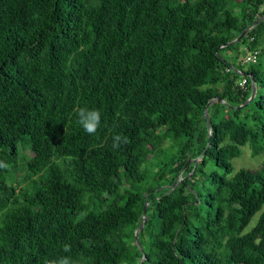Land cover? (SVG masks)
<instances>
[{
  "label": "trees",
  "instance_id": "trees-1",
  "mask_svg": "<svg viewBox=\"0 0 264 264\" xmlns=\"http://www.w3.org/2000/svg\"><path fill=\"white\" fill-rule=\"evenodd\" d=\"M263 14L264 0H0V264H264V155L230 162L264 154V74L232 63L264 49V18L229 43ZM163 139L174 150L143 168Z\"/></svg>",
  "mask_w": 264,
  "mask_h": 264
},
{
  "label": "rangeland",
  "instance_id": "rangeland-1",
  "mask_svg": "<svg viewBox=\"0 0 264 264\" xmlns=\"http://www.w3.org/2000/svg\"><path fill=\"white\" fill-rule=\"evenodd\" d=\"M249 52L247 50H245L244 48H240L239 49V53L237 55L236 58H234V60L232 61V63L234 65H241L243 66V69H246L250 64L253 65V67L255 69H257L260 74H264V49H262L259 53V55L256 57V62L255 63H241L242 58H244V56L246 54H248ZM159 147L161 149H164L165 151H160L159 153L155 154V151L152 150L150 154H147V156L145 157V162L142 164L143 168H148V167H152V165L154 164V157L156 158L157 155H159V159H166L167 156H169L171 154L170 150H174V147H172V143L169 139H163L161 140V142L159 143ZM206 148V146H205ZM240 154L237 157H234L231 159V166L233 171L243 167V168H248V169H256L257 167H259L260 162L262 161V157L264 154H253L251 152V148L248 145H244L242 147H240ZM21 152L23 153V156H29L31 155V153H29V151L25 148L21 149ZM156 155V156H155ZM158 159V160H159ZM24 159H21L20 161H16V165H15V170H14V178L13 180L10 182L11 185H19L21 186L22 184H24L25 181H23L24 175H25V171L22 167V163H23ZM189 160V159H187ZM187 160L185 163H187ZM216 168L214 166V164H212V162H207L206 165L203 167V171L202 172H211L214 171ZM216 172H218L217 170H215ZM180 173V171H179ZM199 176V175H198ZM202 177H204L202 175ZM176 179H179L176 178ZM255 219V216L252 218L250 225L253 223Z\"/></svg>",
  "mask_w": 264,
  "mask_h": 264
},
{
  "label": "clouds",
  "instance_id": "clouds-1",
  "mask_svg": "<svg viewBox=\"0 0 264 264\" xmlns=\"http://www.w3.org/2000/svg\"><path fill=\"white\" fill-rule=\"evenodd\" d=\"M256 49V48H255ZM249 52V51H248ZM259 55V50L258 54ZM243 59V58H242ZM250 64V63H248ZM240 76H248L247 74L240 73ZM76 123L89 135H94L101 124V112L95 108L77 107L75 109ZM128 143V137L119 133L112 137L113 150H119L123 145ZM8 163L4 160H0V169H7ZM63 251L69 253L71 246L69 244L63 245ZM44 264H79V262L73 259L70 255H63L59 258L46 259Z\"/></svg>",
  "mask_w": 264,
  "mask_h": 264
},
{
  "label": "water",
  "instance_id": "water-1",
  "mask_svg": "<svg viewBox=\"0 0 264 264\" xmlns=\"http://www.w3.org/2000/svg\"><path fill=\"white\" fill-rule=\"evenodd\" d=\"M262 18H264V14H263L262 16H260L258 19H256L254 22H252L250 25H248L246 28H244V29L240 32V34L238 35V37L232 39L229 43H233V42H235L236 40H238L239 38H241V37L245 34V32H246L250 27H252L255 23H257L258 21H260ZM225 45H226V44H225ZM243 74H245V73H243ZM253 95H254V86L251 84L250 94H249L248 98H247L243 103L246 104L248 101H250V100L252 99ZM214 100H216V98H212V99H210V100L206 103L205 108L203 109V116H204V118H205V122H206V124H207V119H206V107H207L210 103H212ZM207 146H208V144H206V147H207ZM202 154H203V152L201 153V155H202ZM188 161H189V160H187V163H188ZM145 207H146V203L144 204V206H143V208H142V212H141V214H142V216H141L142 220H141V222L139 223V225L137 226V228L134 230V233H133V236H134L135 241H136V235H137V232H138L139 229L142 227L143 222H144V220H145V218H144V210H145ZM136 242H137V241H136ZM138 264H141V260L139 261Z\"/></svg>",
  "mask_w": 264,
  "mask_h": 264
},
{
  "label": "built area",
  "instance_id": "built-area-1",
  "mask_svg": "<svg viewBox=\"0 0 264 264\" xmlns=\"http://www.w3.org/2000/svg\"><path fill=\"white\" fill-rule=\"evenodd\" d=\"M257 54H258V49H253L249 51V53L246 54L241 61L243 63H255ZM227 71H228V68H225L224 72H227ZM245 84H246L245 76H241L235 81V85H237L240 88H244Z\"/></svg>",
  "mask_w": 264,
  "mask_h": 264
}]
</instances>
